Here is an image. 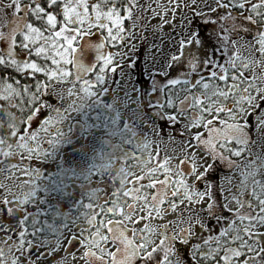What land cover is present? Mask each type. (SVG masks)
<instances>
[{"label": "snow or ice", "instance_id": "snow-or-ice-1", "mask_svg": "<svg viewBox=\"0 0 264 264\" xmlns=\"http://www.w3.org/2000/svg\"><path fill=\"white\" fill-rule=\"evenodd\" d=\"M140 7L0 0V162L29 177L0 197V264H264V0L198 4L178 48L143 64L114 50ZM239 31L254 32L251 56ZM113 81L122 101L106 99ZM149 117L179 130L177 161L137 137Z\"/></svg>", "mask_w": 264, "mask_h": 264}, {"label": "rangeland", "instance_id": "rangeland-1", "mask_svg": "<svg viewBox=\"0 0 264 264\" xmlns=\"http://www.w3.org/2000/svg\"><path fill=\"white\" fill-rule=\"evenodd\" d=\"M152 1L156 3V0H150V2ZM186 1L187 4H184L183 2ZM205 1L209 4L213 2V0H195V3H193V0H182L181 3L180 0H176V3H173L171 0H165L163 3L160 2L155 8L151 5H143L140 11L143 20L137 23L136 28H133L132 25L130 28L128 27L131 35L126 37L121 51L139 47L138 45L141 44V47H146L150 50V56H155V62L159 60L161 62L163 58L166 59L175 48H178V44L176 43L177 38L188 35L187 29L189 27V20L192 19L190 9ZM188 4L191 5L189 6ZM172 9H176V11L173 12ZM182 20L183 25L181 24ZM165 21H167V23H165ZM141 24L147 31L140 30ZM236 40V49L243 56H251L252 52L258 48V44L253 43V39L245 40L244 38H236ZM257 55L259 54L257 53ZM239 62L242 61H238V63ZM247 72L251 74L252 68L249 67ZM181 87H184V85ZM117 95H122V92H118ZM72 99L73 97H69V100ZM67 126L68 121H65L64 131H66ZM166 135H170L171 137L170 143H168V141L165 143L166 155L176 156L181 145L179 130L171 127V132H167ZM174 161H176V159H174ZM28 178V176L21 175L19 169L13 171L8 169L7 166L3 167L0 170V185H3V187H0V197L6 194L4 188L12 185L16 186L18 193L24 192L29 186L23 182L28 180ZM12 194L11 192L7 193L9 199H11ZM2 227L3 224H0V228ZM3 242L4 232L0 231V243ZM7 243L10 244V240L7 241Z\"/></svg>", "mask_w": 264, "mask_h": 264}, {"label": "flooded vegetation", "instance_id": "flooded-vegetation-1", "mask_svg": "<svg viewBox=\"0 0 264 264\" xmlns=\"http://www.w3.org/2000/svg\"><path fill=\"white\" fill-rule=\"evenodd\" d=\"M164 1L165 0H161V1L160 0H156V3H155L153 1L150 2V0H138V3L142 6V7H140V9L143 8V5H151L153 8H155L156 6H158V4L160 2L163 3ZM180 2H181V0H180ZM183 3L187 4V1L183 2ZM204 3L208 4L209 6H211L213 4V2H211L209 4L206 1L202 2L201 4H204ZM188 5L190 6L191 4H188ZM200 10L202 11V9H200ZM140 16H141V14H140ZM141 17H142V20H143V16H141ZM145 31H147V29ZM233 35L234 34H232L231 36H233ZM235 35H236V38H244L245 40L246 39H253L254 32L239 31V32L235 33ZM256 39H258V37ZM140 45L141 44H139L138 45L139 47H136L135 50L138 53L139 60H140L141 64H143L144 63V58H145V53L149 54L150 50L148 48H146V47H141ZM107 50L108 49H105V51H107ZM114 50L121 51L122 49H114ZM126 51H128V50H126ZM129 56H132V52L131 51H129ZM135 58L136 57H133V59H135ZM163 60H165V58H163ZM117 62H118V58H117ZM153 62H155V61H153ZM116 79H119V73H116ZM129 83H131V82H129ZM180 86H182V85H180ZM78 87H79V85H77V89H78ZM104 87H110L112 89L109 93L106 94V99L109 102L112 101L116 97H120L121 101H122L123 96L122 95L119 96V95H117V93L118 92H122L123 93V90H124L123 81H120L119 86H117L115 81H113V83L111 85L105 84ZM194 90H198V89H194ZM62 95L64 96V99L60 102L61 105H64V104H67V103H71L72 100L78 99L77 97H73L72 100H69V97L67 96V92H64ZM183 95H184V93H181V97ZM91 99H94V97L93 98H89L87 102H91ZM101 99H105V97H101ZM68 115H70L74 119H78L79 118L78 114L75 113V112H71ZM133 130L136 131L137 137L141 141H143V139L145 138V135H147V138L152 141L151 147L153 149H155L156 143L159 142L161 154L162 155H166L165 143H166V141H168V143H170V138H171L170 135H166L167 132H169V133L171 132V126L169 124L162 123L160 120H153V119H151V117H149V126L147 128L144 126L143 122L141 121L139 124L136 125V128L133 129ZM66 131H67V128H66ZM158 133H160V134L158 135ZM116 142H117V139L114 138L112 140V143H116ZM82 143H84L83 138L82 137L78 138V140L76 141L75 144L72 145V147H79V145L82 144ZM97 147H99V145H97ZM122 147H124L125 149H135V141L132 144H123ZM178 154H179V152H178ZM178 154H176V156H173V158L176 159V161L178 160ZM116 163L118 165L120 162L117 161ZM128 163L131 164L132 162L129 161ZM49 170H51V169H49ZM129 179H130V177H129ZM232 183L234 184L235 181L233 180ZM116 186L119 187L118 181H117ZM225 186L226 187H231V185H229L227 183H226ZM108 190L111 191V181H109ZM78 195H79V190H78ZM121 195H123V193H121ZM13 203H15V201H13ZM185 203H187V202H185ZM45 207H46V205H45ZM139 207L140 206L138 204L137 205V210H139ZM29 210L32 211L34 209L30 208ZM176 215H177L176 213H169L165 217L166 220L172 221V223L170 225V229H169L170 231H171L172 228H177V230H178V227H177L178 221L176 220ZM185 215H187V213ZM5 218H6L5 221L9 223V232L11 233V230L15 229L17 227V225L14 222L8 221L7 217H5ZM150 222L158 223L159 221L152 220ZM11 243H12V241L10 240V244ZM62 254H63V249H61L57 255L59 256V255H62ZM41 264H45V262H41ZM65 264H70V258L68 260H66Z\"/></svg>", "mask_w": 264, "mask_h": 264}, {"label": "trees", "instance_id": "trees-1", "mask_svg": "<svg viewBox=\"0 0 264 264\" xmlns=\"http://www.w3.org/2000/svg\"><path fill=\"white\" fill-rule=\"evenodd\" d=\"M136 11V14H138V15H140V11H141V9L140 8H138V9H136L135 10ZM198 11H201L200 9H198ZM131 23H132V21H129L128 22V27L130 28V25H131ZM201 23V21H199V20H196V21H193L192 22V27L193 28H195V27H197V26H199V24ZM140 30H146V28H143V27H141L140 28ZM209 30L210 29H204V34L205 35H207V33L209 32ZM230 38L231 39H236V35L234 34L233 36H230ZM221 55H222V53H220ZM0 103H2V101H0ZM11 111H16V109H11ZM17 116H19V113L17 112ZM4 117H3V115H2V113H0V119H3ZM11 162V161H10ZM7 165L6 164H4V163H2V162H0V170L3 168V167H6Z\"/></svg>", "mask_w": 264, "mask_h": 264}]
</instances>
